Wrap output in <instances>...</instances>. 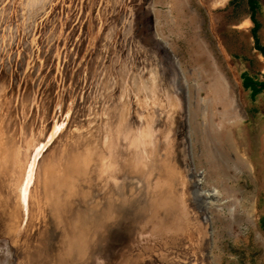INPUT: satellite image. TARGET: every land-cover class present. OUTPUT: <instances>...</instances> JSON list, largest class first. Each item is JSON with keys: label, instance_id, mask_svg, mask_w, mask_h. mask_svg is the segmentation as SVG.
<instances>
[{"label": "rangeland", "instance_id": "rangeland-1", "mask_svg": "<svg viewBox=\"0 0 264 264\" xmlns=\"http://www.w3.org/2000/svg\"><path fill=\"white\" fill-rule=\"evenodd\" d=\"M2 1L0 67L3 70L0 68V76H4V84L11 85L5 89L6 86H2L3 93L8 94L20 78L22 82L25 78L30 79L32 92L33 86L37 89L41 78L47 77V83L54 81L58 93L62 91L63 102L70 99V104L79 105L78 108L85 106L89 112L92 106L105 99L106 102L101 104L103 109L127 100V111L130 112L126 116L130 117L138 111L144 112L146 98L148 103L144 106L149 104L150 109H145L148 112L164 106L159 89L144 98V94L134 88V73L140 60L130 57L132 51L129 53L125 30L121 27L124 15L131 8V0L127 3L126 0H44L33 6L34 11L29 10V0ZM144 1H140L141 6L152 12L154 29L168 43L166 45L176 57L187 83L188 135L194 171L203 173V190H216L218 200L211 202L207 209L210 216L207 234L212 239L211 257L207 262L194 255L190 246L193 242L187 241L181 246L184 250L181 260L176 250L165 259L150 251L152 256L139 264H264V0H151L148 4ZM27 11L33 17H28ZM25 18L27 24H24ZM140 34H143L142 30L137 32ZM119 58H129L133 62L130 65L134 64L131 71L128 70L129 74L125 73L124 82L121 81ZM6 63L9 70L5 68ZM89 72L96 74L93 76ZM116 72L119 75L116 76ZM114 75L116 82L119 81L117 88L105 97L110 92L108 83L112 80L104 82V79ZM130 78L132 83L129 85ZM20 87L16 85L15 89L18 91ZM3 96H0L1 100ZM90 96H94V100ZM3 112L1 109L0 115ZM102 117L109 118L107 114ZM25 120L28 122L29 119ZM99 123L94 127L89 125L90 130L87 126L74 128L67 125L50 139L53 126L48 125L44 139L35 127L30 130L28 139L35 138L37 146L40 142L37 139H42L41 159L67 136L69 128L79 129V132L92 131L90 134L94 139L101 137L96 128L101 129L106 121Z\"/></svg>", "mask_w": 264, "mask_h": 264}, {"label": "bare ground", "instance_id": "bare-ground-1", "mask_svg": "<svg viewBox=\"0 0 264 264\" xmlns=\"http://www.w3.org/2000/svg\"><path fill=\"white\" fill-rule=\"evenodd\" d=\"M29 1L30 11H34V5L41 4L38 1L44 3V0ZM131 1V8L127 15L122 13L125 17L122 21L123 25L120 24V26L123 31L125 30L123 32L127 40L125 41L130 47V50L127 49L129 53L132 51L130 57L140 60L135 73L133 72L136 78L133 77L136 82V84L133 83L134 88L140 94H144V98H149L155 90L159 89L164 102L169 101L166 108L170 109V112L158 118L159 113L156 109L146 111L145 109H150L149 104L144 106L148 103L147 98L143 105L144 112L141 114L138 111L133 117L126 116L130 112L127 111V105H129L127 100L125 102L122 100L123 103L119 102V105L114 107L110 105L103 109L101 104L106 102L105 99V101H99L98 105L92 106L89 112L85 106L78 108L79 105L70 104V99L67 103L66 100L63 102L62 91L58 93L54 81L47 83L49 80L47 77H42L39 86L37 89L33 86L32 92L30 79L25 78L22 82L20 78L13 83L11 91L5 94L4 89L11 85L4 84L5 79L2 78L4 76H0V96L5 94L3 100L0 98V107L4 111L0 115V236L9 237L7 246L0 247V264H139L141 260H147L149 256H152L148 253L150 251L156 253L158 258L165 259L175 250L181 260V253L184 252L181 246L187 241L193 242L191 249L198 259L207 262L211 257L210 253L205 252L209 246V235H202L199 229L185 235L182 220L175 218L174 212L169 214L173 215L172 218L162 216L163 209L170 207L173 211H176V208L180 210L181 205L176 204L177 200L172 204H166L168 199L165 202L162 199L161 201L156 199L160 205L153 200L154 190H157L158 194L174 193V188L164 183L165 178L167 179L166 169L169 172L172 170L169 176L176 173L178 175L179 185L176 188L177 192L180 190L178 194L180 203L184 201V196L185 198L198 197L207 211L211 202H217L218 192L203 190V173H196L194 170L191 173L189 169L182 168L179 163L178 156L181 154L177 151L175 129L177 116L180 113V97L176 71L170 67L171 72H169V68L155 49L151 48L148 36L145 37L144 33L137 35L143 22L141 0ZM0 2L4 1L0 0ZM21 4H23L22 1ZM29 15L27 14L28 17H33ZM118 16L120 17V14ZM24 24H27V20ZM25 26L27 30L28 26ZM112 39L109 40L112 41ZM23 47L25 48V45ZM120 55L122 56L121 53ZM120 61L121 70L117 71L120 70L121 81L124 82L127 73L129 74L128 70L131 71L134 64L130 65L133 62L129 58ZM5 68L9 70V65ZM1 69L3 70V67ZM80 74L79 76L83 79V75ZM90 74L94 76L96 72ZM117 74L116 72L115 75ZM115 75L104 79V82H108V79L109 82L112 80V83H108L111 87L110 92L105 94V97L117 88L119 81L116 82ZM130 83L132 81L129 85ZM182 83L188 93L183 76ZM16 85L22 86L20 90L15 89ZM2 86L6 87L3 89ZM90 98L93 99L94 96ZM106 114L108 119L102 117ZM25 118L29 119L28 122ZM100 121L102 124L106 121V125H103L101 129L96 128L101 137L94 139V135L90 134L92 131L79 132V129L73 131L69 128L67 136L45 152L41 159L39 155L44 144L40 143L42 139H37L40 141L38 146L35 138L28 139L30 130H34L35 127L40 130V138L44 139L48 125L53 126V131L48 137L50 139L67 125L74 128L89 125L94 127ZM156 127L159 130L158 138L155 134ZM88 129L90 130V127ZM160 130L163 131L160 132ZM156 147H162L161 151L160 149L157 151ZM156 156L160 164L157 170L153 164ZM173 157L176 162L173 161ZM173 162L175 165H172ZM157 173L161 174V180L160 177L156 178ZM157 214H162L161 218H157Z\"/></svg>", "mask_w": 264, "mask_h": 264}, {"label": "water", "instance_id": "water-1", "mask_svg": "<svg viewBox=\"0 0 264 264\" xmlns=\"http://www.w3.org/2000/svg\"><path fill=\"white\" fill-rule=\"evenodd\" d=\"M151 0H145L144 4H148L150 3ZM141 14H143V22L141 23V29L142 32L148 36L150 41V45L152 49H155V51L157 52V54L160 56V58L163 60V62L166 64L167 68H169V72H171L170 67L173 69H175L176 71V76H177V81H178V88H179V97H180V104H179V115L177 116V127L175 129V134H176V143L178 146L177 151L180 152L181 155L178 156V160L179 163L181 164L182 168L186 169V170H190V172L192 173V170H194L193 164H192V156H191V147H190V140H189V135H188V93L186 88L184 87L183 83H182V76L184 79V75L181 74L182 71L179 67V63L176 59V57L174 56V54L172 53L171 49H169L167 42L163 41L161 37L158 36V34L156 33L155 29H154V25H153V20H152V12L148 9H145L142 7V12ZM169 101L165 100L164 102V106L159 108H155L157 110V112L159 113V115L157 116L159 118L162 117V115L166 114L168 112H170V109L166 108V106L168 105ZM166 121H168L166 119ZM164 129V128H163ZM156 136L158 137L159 135V130L157 129V127L155 128ZM158 130V131H157ZM163 130H160V132H162ZM167 133H169V130L167 129ZM173 139V138H172ZM158 140V139H156ZM160 140V138H159ZM158 140V141H159ZM171 140V139H170ZM162 145V144H161ZM157 151L162 147H156ZM160 149V151H161ZM156 151V152H157ZM156 155H158V153H156ZM173 161L176 162L175 158L173 157ZM169 162V161H168ZM154 164V168L155 170L158 169V166H160L159 164V160L157 161V156L155 161L153 162ZM172 165H175L174 162ZM171 170V169H170ZM172 174V170L170 171ZM170 172L168 169H166L165 173H166V177L165 178V184L169 187H173L174 188V193L172 192H165V193H159L157 190H154V198L153 200L156 202V204L160 205V203L156 201L161 199L165 202L166 204H172L173 201L177 200V205H181L180 210L178 208H176V211L170 210L171 208H166L163 209L162 211H164L162 214L163 217H170L172 218V216L174 215V217L177 219L180 218L182 220L183 223V231L186 235L193 233V231H195V229H199V231L201 232L202 235L206 234L207 236L209 234H207V229L210 223V216L208 214V212L205 210L203 204H202V200L198 197H193L190 196L189 198H185L184 196V201H182L180 203V197H178V194H180V190L179 192H177V188L176 186L179 185L178 183V175L177 173L174 175H170ZM155 173V172H154ZM174 173V172H173ZM160 177L161 178V174H156V178ZM157 178V179H158ZM155 181V180H154ZM166 186V187H167ZM165 204V205H166ZM161 209V208H160ZM170 212V213H169ZM171 212H174V214L172 216H170L169 214H172ZM161 215L157 214V218H161ZM167 221V219L165 220ZM196 232H194L195 234ZM197 235V234H196ZM190 237V236H189ZM210 241H209V246L206 248V253H210V247L212 245V239L211 236H208ZM9 237H3L0 236V247H5L7 246L8 243H6L7 241H9L8 239ZM192 244V243H191ZM190 244V246H191Z\"/></svg>", "mask_w": 264, "mask_h": 264}]
</instances>
